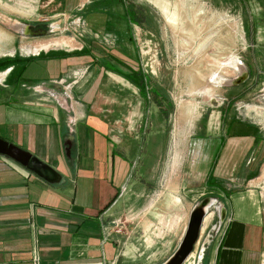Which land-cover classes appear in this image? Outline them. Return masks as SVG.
I'll use <instances>...</instances> for the list:
<instances>
[{"label": "crops", "instance_id": "crops-1", "mask_svg": "<svg viewBox=\"0 0 264 264\" xmlns=\"http://www.w3.org/2000/svg\"><path fill=\"white\" fill-rule=\"evenodd\" d=\"M28 1L33 14L48 19L94 8L82 19L94 34L105 40L113 33L118 41L105 48L91 38L65 59L66 52L37 45L20 80H31H22L23 86L45 85V95L13 99L18 106L0 101V137L62 175L53 186L0 156V264H34L35 254L39 264H164L180 244L193 206L204 198L211 203L198 237L205 238L202 255L198 261L192 251L184 264H264V130L223 122L225 138L209 157L207 176L168 173L157 184L151 173L166 164L165 108L157 99L158 107L151 106L134 79L142 67L138 51L115 33L120 0ZM241 2L253 32L247 5L255 4L262 20L264 0ZM49 92L67 96L60 102ZM147 135L150 157L127 187L131 166L125 159ZM116 223L119 230L110 226Z\"/></svg>", "mask_w": 264, "mask_h": 264}, {"label": "rangeland", "instance_id": "rangeland-1", "mask_svg": "<svg viewBox=\"0 0 264 264\" xmlns=\"http://www.w3.org/2000/svg\"><path fill=\"white\" fill-rule=\"evenodd\" d=\"M120 1L140 18L135 25H128L126 16L119 18L115 32L138 51L136 58L142 67L134 79L140 83L142 78L141 89L151 106H156L157 99L165 108L166 164L165 167L160 164L151 175L156 177L157 184L168 173L181 177L190 172L198 177L205 173L207 176L211 169L209 157L219 153L220 141L225 138L223 122L228 124L229 119H234L264 130V16L261 20L256 15L259 9L254 13L258 8L255 4L247 5L253 25L250 32L249 16L245 15L241 0ZM163 8L168 10V16L162 12ZM34 9L28 0H0V62L6 58H34L31 49L41 43V49L48 45L49 50L73 53L82 43L91 44V38L105 48L110 47L111 39L114 44L118 41L113 33L106 41L102 34H94L82 19V11L48 19L45 14H33ZM24 64L20 62L13 72V67L0 69V74L7 71L5 80L0 81V101L18 106L19 101L31 97L30 92L45 95L43 84L23 86L22 80L31 81L26 76L22 80L18 78ZM244 74L245 81L236 84ZM48 95L60 102L61 95L67 96L62 92ZM13 99L18 102L14 103ZM221 113L222 117L225 115L224 121ZM150 137L133 143L128 158H123L126 167L131 166L127 187L141 176L143 165L150 157ZM218 137L214 151L209 147ZM225 170L223 166L222 171ZM110 226L119 230L117 223ZM204 239L198 240L193 249L198 255Z\"/></svg>", "mask_w": 264, "mask_h": 264}, {"label": "water", "instance_id": "water-1", "mask_svg": "<svg viewBox=\"0 0 264 264\" xmlns=\"http://www.w3.org/2000/svg\"><path fill=\"white\" fill-rule=\"evenodd\" d=\"M246 76H242L235 81L236 84L245 81ZM0 156L11 159L21 167L29 170L37 177L51 185H59L62 182V175L56 168H52L39 157L32 154L26 149H22L11 141L4 140L0 137ZM211 203L209 198L202 199L195 204L189 214L187 227L182 236L180 244L177 246L173 255L164 264H184L188 257L192 254L195 244L198 241L199 233L202 227V220L208 211L204 207Z\"/></svg>", "mask_w": 264, "mask_h": 264}, {"label": "trees", "instance_id": "trees-1", "mask_svg": "<svg viewBox=\"0 0 264 264\" xmlns=\"http://www.w3.org/2000/svg\"><path fill=\"white\" fill-rule=\"evenodd\" d=\"M120 4H122V9L120 10H117V18L116 19H123L125 16L129 19V24L128 25H135V24H138L140 18H139V15L137 16L136 12L133 11L132 9H129V6L125 3H123V1H120ZM94 9V8H93ZM93 9H87L86 11L83 12L84 16L86 14H89L91 11H93ZM133 38L131 37V40ZM83 51V50H82ZM78 53L80 52H73V53H65V55H63L62 57L65 59L67 57H73V56H76L78 55ZM24 61V66L23 68H21V71L18 75V78L19 80L22 78L23 74L27 71L28 67L30 66L31 63H33L34 61V58H29V59H16V58H6L4 59L3 61L0 62V69H2V71H5L7 68L9 67H16L14 64H19L20 62H23ZM15 70V68L12 70V72ZM250 78V76H249ZM141 84L143 83L142 82V78H141ZM225 116V115H224ZM223 116V118H224ZM225 119V118H224ZM234 119H230V121H232ZM209 178V177H208Z\"/></svg>", "mask_w": 264, "mask_h": 264}, {"label": "built area", "instance_id": "built-area-1", "mask_svg": "<svg viewBox=\"0 0 264 264\" xmlns=\"http://www.w3.org/2000/svg\"><path fill=\"white\" fill-rule=\"evenodd\" d=\"M109 40H110V38H109ZM113 42H114V40L111 39V44H114ZM201 255H202V253H200V254L198 255V257H197V258H198V259H197L198 261H199ZM33 257H34V264H39V257H38L36 254H35V256H33Z\"/></svg>", "mask_w": 264, "mask_h": 264}, {"label": "bare ground", "instance_id": "bare-ground-1", "mask_svg": "<svg viewBox=\"0 0 264 264\" xmlns=\"http://www.w3.org/2000/svg\"><path fill=\"white\" fill-rule=\"evenodd\" d=\"M207 207H208V206L204 207V210H205V211L207 210Z\"/></svg>", "mask_w": 264, "mask_h": 264}]
</instances>
